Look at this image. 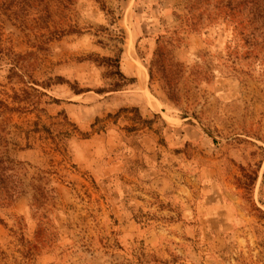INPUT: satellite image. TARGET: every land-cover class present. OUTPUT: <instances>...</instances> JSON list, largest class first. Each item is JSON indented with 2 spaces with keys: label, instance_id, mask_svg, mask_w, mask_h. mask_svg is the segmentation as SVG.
Here are the masks:
<instances>
[{
  "label": "rangeland",
  "instance_id": "1",
  "mask_svg": "<svg viewBox=\"0 0 264 264\" xmlns=\"http://www.w3.org/2000/svg\"><path fill=\"white\" fill-rule=\"evenodd\" d=\"M229 1L0 0V264H264V41Z\"/></svg>",
  "mask_w": 264,
  "mask_h": 264
},
{
  "label": "trees",
  "instance_id": "2",
  "mask_svg": "<svg viewBox=\"0 0 264 264\" xmlns=\"http://www.w3.org/2000/svg\"><path fill=\"white\" fill-rule=\"evenodd\" d=\"M251 1L256 10V24L252 36L257 40L264 41V0ZM232 2L233 0H230L229 4H232ZM115 20L114 17L113 21L115 22ZM116 60L119 61L118 59ZM21 164V162L13 160L3 152L0 143V194L4 196V201L13 200L22 192L23 182L19 177Z\"/></svg>",
  "mask_w": 264,
  "mask_h": 264
}]
</instances>
